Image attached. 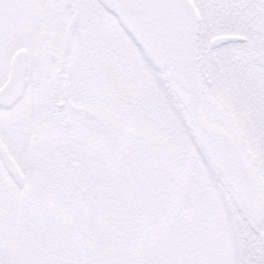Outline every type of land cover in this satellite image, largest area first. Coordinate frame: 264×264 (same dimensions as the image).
Segmentation results:
<instances>
[{
  "label": "snow or ice",
  "instance_id": "1",
  "mask_svg": "<svg viewBox=\"0 0 264 264\" xmlns=\"http://www.w3.org/2000/svg\"><path fill=\"white\" fill-rule=\"evenodd\" d=\"M0 264H264V0H0Z\"/></svg>",
  "mask_w": 264,
  "mask_h": 264
}]
</instances>
